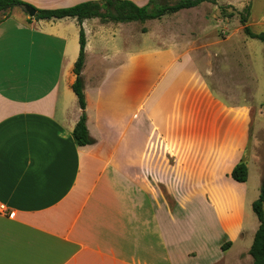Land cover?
<instances>
[{"label": "crops", "instance_id": "crops-1", "mask_svg": "<svg viewBox=\"0 0 264 264\" xmlns=\"http://www.w3.org/2000/svg\"><path fill=\"white\" fill-rule=\"evenodd\" d=\"M19 1L57 10L98 0ZM250 1L221 6L240 13ZM164 19L142 23L153 32L98 19L0 23V264H252L260 192L248 189L249 162L246 183L230 174L264 110L227 87L234 53L210 48L229 37L175 38ZM81 28L95 140L84 147L72 138ZM143 33L155 45L129 47Z\"/></svg>", "mask_w": 264, "mask_h": 264}, {"label": "rangeland", "instance_id": "rangeland-1", "mask_svg": "<svg viewBox=\"0 0 264 264\" xmlns=\"http://www.w3.org/2000/svg\"><path fill=\"white\" fill-rule=\"evenodd\" d=\"M178 1L180 0H167V4L173 5ZM217 2L218 4L216 1L207 0L201 3L192 10V15L183 13L181 17H175L173 14L164 16L165 21L161 23L162 28L165 33L171 32L175 38H186L187 36L189 38V34H191L190 38L193 40L195 35L201 33L204 38H213L218 41L229 37L227 41H221L217 46L210 49L227 54L234 53L230 56L229 61L225 62V68H223V72L227 73L226 79L232 77L233 83L227 84V87L231 88V85H233L235 91L241 94L250 92L255 102V104H252V108L262 112L264 110V46L257 40L248 39L242 33L239 15H245V9L243 11L239 10L240 13H236L225 6H221L224 0H218ZM249 5L250 10L246 25L253 33L264 32V27L260 24L264 11V0H251ZM185 15L187 16L185 17ZM5 19L10 23L16 20L19 23L28 24L34 18L28 17L25 8L16 7L0 12V23ZM147 24L146 29H140L142 23H135L133 27L135 28L136 25V32H145L147 28L153 32L154 23ZM207 34L210 35L207 36ZM139 35V37H135L134 34L133 41L129 40L128 42L129 47H132L135 51L155 45V41L148 36V33ZM120 42L119 39V44ZM208 55L210 56V52H208ZM252 134L253 138L243 160L246 163L249 162L248 189L256 188L258 184L260 192L261 187L258 178L259 176L264 177V118L258 119L254 124ZM253 153L255 158H253ZM250 212L253 214L251 210Z\"/></svg>", "mask_w": 264, "mask_h": 264}, {"label": "trees", "instance_id": "trees-1", "mask_svg": "<svg viewBox=\"0 0 264 264\" xmlns=\"http://www.w3.org/2000/svg\"><path fill=\"white\" fill-rule=\"evenodd\" d=\"M207 0H180L173 5H168L167 0H148L144 7H137L133 3L125 0H98L80 3L78 5L57 9V10H37L32 6L19 0H0V12H5L16 7L33 8L36 11L34 19L36 21H50L62 19H75L79 25L85 20L98 19L102 24L107 23H145L146 21L160 20L164 16L178 13L182 10L196 8ZM215 2V0H212ZM233 12V8L227 7ZM249 6L245 8V15H239V23L242 27V33L251 40H257L264 46V32L253 33L246 25L249 13ZM85 37L82 28L79 31V54L74 64L73 74L75 81L71 90L77 99L80 109L79 120L72 132L74 143L79 147L90 146L95 143L87 131L86 126V102L84 96V82L82 78V69L85 62ZM248 171L247 163L242 159L232 170L230 178L236 183H245L247 181ZM167 200L170 202L168 196ZM252 212L258 221V229L254 235L249 255L252 264H264V182L260 188L258 199L251 206ZM230 244L223 246V250Z\"/></svg>", "mask_w": 264, "mask_h": 264}, {"label": "water", "instance_id": "water-1", "mask_svg": "<svg viewBox=\"0 0 264 264\" xmlns=\"http://www.w3.org/2000/svg\"><path fill=\"white\" fill-rule=\"evenodd\" d=\"M25 11L27 12L29 18H34L36 15V11L33 8H25Z\"/></svg>", "mask_w": 264, "mask_h": 264}]
</instances>
